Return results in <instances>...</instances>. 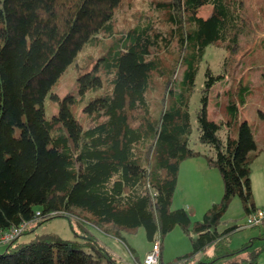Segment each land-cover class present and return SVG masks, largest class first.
Here are the masks:
<instances>
[{"label":"trees","instance_id":"obj_1","mask_svg":"<svg viewBox=\"0 0 264 264\" xmlns=\"http://www.w3.org/2000/svg\"><path fill=\"white\" fill-rule=\"evenodd\" d=\"M123 1L0 0V230L68 213L85 231L81 240L21 241L28 229L5 246L0 264H124L85 222L122 241L138 264L144 261L124 234L140 228L152 247L160 240L159 264H261L264 232L234 248L231 235L246 223L219 228L236 196L247 218L261 209L251 172L264 147L240 119L236 99L225 105L223 123L209 117L210 91L230 71L207 68L197 112L199 141L214 153L190 144V104L207 48L220 45L235 55L250 25L245 0L158 1V17L118 32ZM205 6L211 7L207 17L200 15ZM87 45L102 52L79 65V97H60L54 89ZM168 53L173 61L166 64ZM239 88L241 94L246 89ZM48 96L58 104L52 117L45 110ZM82 103L86 126L77 114ZM199 155L220 171L224 194L194 221L186 208H173V200L181 163ZM177 226L192 249L164 261L165 237Z\"/></svg>","mask_w":264,"mask_h":264},{"label":"rangeland","instance_id":"obj_2","mask_svg":"<svg viewBox=\"0 0 264 264\" xmlns=\"http://www.w3.org/2000/svg\"><path fill=\"white\" fill-rule=\"evenodd\" d=\"M158 1L170 0H124L117 12V31L123 32L141 20L158 17L160 12L157 11L155 6V2ZM210 12L211 7L205 6L200 15L207 17ZM245 14L249 19L250 25L246 29V33L241 37L240 46L235 55H231L220 45L208 47L196 78V89L190 104L193 123L190 144L192 148L203 153H214L209 146L199 141L200 129L197 120V112L201 106V98L205 89V72L207 68L214 74L230 71L228 77L218 82L210 91L208 104L210 119L220 124L223 123L225 120V105L231 98L236 99L239 105L240 119L248 120L258 146L260 148L264 147V0H245ZM100 52H102V46L100 45L85 46L79 52L77 61L64 71L54 92L60 97L65 96L69 92H74L76 97H79L77 82V76L80 71L79 65L95 60ZM164 56L166 64L173 61L170 53L164 54ZM180 71L179 69L178 73ZM158 83V91H155L152 96L155 112L158 110L159 98L162 92L161 80H158ZM240 85L246 87L242 94L239 92L241 90V87L239 88ZM227 90L231 93L226 94ZM100 92L101 90L88 92L85 100ZM242 99H245L244 103L241 102ZM83 106L84 104L82 103L77 107V114L83 125L86 126L87 116L83 112ZM45 110L48 117H52L58 111L57 102L53 101L50 96L45 100ZM220 134L224 138L226 137L225 127L222 128ZM209 166L210 169L195 172L196 174H192L184 168L174 195L173 208H189L187 210L191 212L190 216L194 221L201 220L211 205L219 202L224 194V182L220 171L215 166ZM251 179L254 201L257 207L264 208V152L252 164ZM53 216H56V218L42 225H38L39 219L35 220L28 227V232L22 235L20 240L32 241L46 237L51 240L58 238L67 240L83 239L82 234L85 231H83V227L77 223L78 221L73 216L68 213L54 214ZM246 220L247 217L243 209L242 200L236 196L219 224V228L223 230L233 224L242 225L246 223ZM84 224L124 264H138L136 258L122 241L105 234L89 223L85 222ZM262 232H264V223L256 228L243 227L232 233L231 245L234 248L241 247L242 244L257 237ZM124 235L128 243L136 249L137 255L143 262L152 248V243L148 241L144 228H140L133 233L126 232ZM5 248V246H0V253ZM191 249L190 237L180 226H177L165 237L163 259L164 261H171L188 253ZM211 252L212 248L206 250V253ZM203 256L204 253H200L197 258ZM260 263L264 264V250L260 257Z\"/></svg>","mask_w":264,"mask_h":264},{"label":"built area","instance_id":"obj_3","mask_svg":"<svg viewBox=\"0 0 264 264\" xmlns=\"http://www.w3.org/2000/svg\"><path fill=\"white\" fill-rule=\"evenodd\" d=\"M264 221V208L254 212L247 218L245 227H252L255 225L262 224ZM31 222H24L19 226H13L6 230H0V246H6L11 244L15 241L18 237H20L28 227L33 223ZM161 253V245L160 240H157L154 244L149 253L147 254L146 258L144 259V264H159Z\"/></svg>","mask_w":264,"mask_h":264},{"label":"crops","instance_id":"obj_4","mask_svg":"<svg viewBox=\"0 0 264 264\" xmlns=\"http://www.w3.org/2000/svg\"><path fill=\"white\" fill-rule=\"evenodd\" d=\"M184 168H186L190 173L196 174L195 172L205 171V170H208V168L210 169V166L207 163L206 157L204 155H199L196 157L188 158L181 163L180 171H179V178H180L181 172L183 171ZM179 181H178V184H179ZM187 209L189 210V208H187ZM190 213L191 212H189V214ZM135 251H136V249H135ZM201 253H203V252H201ZM201 258H203V257H201Z\"/></svg>","mask_w":264,"mask_h":264},{"label":"water","instance_id":"obj_5","mask_svg":"<svg viewBox=\"0 0 264 264\" xmlns=\"http://www.w3.org/2000/svg\"><path fill=\"white\" fill-rule=\"evenodd\" d=\"M199 264H202V262H199Z\"/></svg>","mask_w":264,"mask_h":264}]
</instances>
